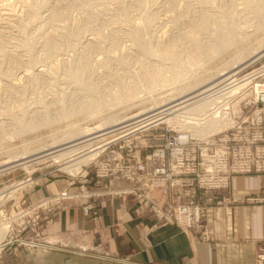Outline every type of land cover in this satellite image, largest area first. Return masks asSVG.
I'll use <instances>...</instances> for the list:
<instances>
[{
    "label": "rangeland",
    "instance_id": "374dc122",
    "mask_svg": "<svg viewBox=\"0 0 264 264\" xmlns=\"http://www.w3.org/2000/svg\"><path fill=\"white\" fill-rule=\"evenodd\" d=\"M0 4V12H12L0 14V44L7 53L0 52V232L4 228L6 233L0 240L4 245L0 264H130L123 260L82 262L61 256L45 237L48 224L71 203L82 205L89 220L97 214L95 201L106 195L135 198L159 223L178 226L198 240L210 242L208 209L232 203L228 194L233 176L264 174V50L259 51L264 48V0H0ZM138 29H142L140 41L134 40ZM219 43L230 45L231 54L235 52L234 57L226 59L228 65L200 49L205 45L218 53ZM146 73L160 77L156 89L146 87ZM208 77L215 86L204 82L211 85L203 91L212 106L200 116L206 120L211 111L228 108L230 112V123L213 132L215 144L211 147L225 148L230 144L240 152V163L250 168L231 166V150L227 186H201L197 173L189 172L181 175L182 185L150 188L154 179L151 172L155 164H161L157 157L160 148L167 146L171 154L169 146L178 134L195 135L196 127L206 122L197 120L200 116H194L193 104L186 105L190 100L184 99L194 95L187 91V83ZM235 86L241 89L232 98L219 96ZM133 87L139 89L138 98H116ZM151 95H156L155 101L143 106ZM181 101L184 103L177 104ZM154 102H158L157 106ZM171 104L185 106L177 110ZM59 111L71 114L35 126V119L46 114L52 117ZM111 115L124 121L118 126L126 123L124 128L133 129L123 131L117 138L111 135L121 129L95 137L115 128L103 129L106 125L102 124L100 131L82 134L83 128H94ZM183 122L187 124L183 126ZM75 131V138L79 134L81 138L72 143L84 140L78 150L111 141L73 173L64 168L65 159L58 153L67 149L59 151L57 148L65 144L57 140L70 139ZM201 159L203 153L199 151L195 163L199 165ZM25 160L27 163L18 164ZM116 181L127 185H115ZM51 183L63 187L40 195L41 188ZM245 201L264 202V195H249ZM178 202L199 207V219L186 225L170 221L156 210L161 206L168 211ZM170 213L176 218L175 211ZM29 241L39 245L31 246ZM100 247L98 244L91 248Z\"/></svg>",
    "mask_w": 264,
    "mask_h": 264
},
{
    "label": "crops",
    "instance_id": "0c3cea01",
    "mask_svg": "<svg viewBox=\"0 0 264 264\" xmlns=\"http://www.w3.org/2000/svg\"><path fill=\"white\" fill-rule=\"evenodd\" d=\"M114 184L127 185L123 181ZM62 187L51 183L41 188L40 195ZM260 194L264 195V174L233 176L228 194L232 203L208 209L210 242L178 226L159 223L135 198L110 195L95 201L97 214L89 220L82 205L71 203L48 224L45 237L59 255L82 262L264 264V202L245 201L249 195ZM98 244L102 246L98 250L91 248Z\"/></svg>",
    "mask_w": 264,
    "mask_h": 264
},
{
    "label": "built area",
    "instance_id": "2783aa9c",
    "mask_svg": "<svg viewBox=\"0 0 264 264\" xmlns=\"http://www.w3.org/2000/svg\"><path fill=\"white\" fill-rule=\"evenodd\" d=\"M240 89V87L235 86L231 90L219 94V96L232 98ZM226 103H229V101H226ZM227 109L223 112L219 110L216 112L211 111L206 122L209 120H218L221 123L227 122L228 125L230 123V118H228L230 117V112ZM197 120L202 121L205 119L198 118ZM221 123H218L219 126H221ZM213 132L206 134L208 137H202L196 134V136L194 134H178L169 146L171 147V154H169L167 146L160 148L161 150L158 151L159 155L157 157L160 158L161 164H155L154 172H151L154 179L150 183V188L156 187L159 184H162L164 188L178 184L182 185L184 181L179 182L181 175L189 172L197 173L199 185L201 186H227L229 182L228 175L230 173L228 169V158H231V150L233 152L231 166L240 170L249 169L250 165L240 163V159H242L240 152H235L230 144L225 148L211 147V145L215 144V139L212 138L214 135ZM194 138H197L198 141L192 142L191 139ZM199 151H202L203 159H201L198 165L195 161L198 158ZM204 165H206V168ZM201 166H203L202 171L200 170ZM156 210L161 215H165L170 221L177 220L187 225L195 218L199 219L201 209L199 207L193 208L190 202H178L175 207L171 206L168 211H165L161 206H157ZM172 210L175 211L176 218H172L174 217V214L170 213Z\"/></svg>",
    "mask_w": 264,
    "mask_h": 264
},
{
    "label": "bare ground",
    "instance_id": "6f19581e",
    "mask_svg": "<svg viewBox=\"0 0 264 264\" xmlns=\"http://www.w3.org/2000/svg\"><path fill=\"white\" fill-rule=\"evenodd\" d=\"M1 5V4H0ZM9 5V4H8ZM7 5V6H8ZM33 5V4H32ZM6 6V5H5ZM6 7H4V9H5ZM10 8V7H9ZM3 9V8H2ZM3 9V10H4ZM7 9V8H6ZM15 10V9H14ZM2 11V10H1ZM4 14V16H6L5 15V13L6 14H11L12 12H10V10L9 11H2V12H0V14ZM15 13V12H14ZM13 13V14H14ZM18 14V13H17ZM19 15V14H18ZM2 16V15H1ZM7 17H9V16H7ZM6 17V18H7ZM3 17H0V19H2ZM14 18V17H13ZM18 18H19V16H18ZM17 20V19H16ZM9 21V20H8ZM10 23V22H9ZM137 26V25H136ZM140 26V25H139ZM140 27H142V26H140ZM139 27V28H140ZM2 29V28H1ZM8 29V28H7ZM140 29H138V32H136V34L134 35V40H136V41H140L141 40V32H142V29H141V32L139 31ZM51 33V32H50ZM23 36V35H22ZM96 38V37H95ZM94 38V39H95ZM1 46H3L2 44H0V47ZM13 46V45H12ZM233 47V46H232ZM7 48V47H6ZM20 48V47H19ZM216 48H217V50H218V53H212L211 51H210V47L209 46H205V45H203V46H201L200 47V49H201V51L202 52H205L206 54H207V56L208 57H210V56H214V57H217V58H219V59H221V61L222 60H224L225 62H227L226 61V59H228V57H230L231 55L234 57V54H235V52L234 53H232L231 54V50H232V48H231V46L230 45H228V44H226V43H219V44H217L216 45ZM234 48V47H233ZM2 49V47L0 48V50ZM10 49V48H9ZM263 51L264 50V48L262 49H260L259 51ZM261 51V52H262ZM0 52H5V54H7L6 53V49H4V51H3V49L0 51ZM260 52V53H261ZM11 53V52H10ZM264 53V52H263ZM4 53H2V55H3ZM20 54V53H19ZM4 56V55H3ZM9 56V55H8ZM15 56H18V55H15ZM21 55H19V57H20ZM23 56V55H22ZM23 58V57H22ZM215 59V58H214ZM213 59V60H214ZM231 59V58H230ZM208 60V59H207ZM212 60V59H211ZM212 60V61H213ZM232 60H234V59H232ZM33 62V61H32ZM35 62V61H34ZM33 62V63H34ZM38 62V61H37ZM40 62V61H39ZM224 62V63H225ZM32 63V64H33ZM188 63V62H187ZM209 63V62H208ZM234 63H236V62H234ZM181 64V63H180ZM186 64V63H185ZM184 64V62H183V65H185ZM189 64H191V62L189 63ZM229 63L227 62V63H225L224 64V66L225 65H228ZM233 64V63H232ZM237 64V63H236ZM182 65V66H183ZM188 65V64H187ZM42 66V65H41ZM47 66V65H46ZM190 66V65H189ZM191 66H194V65H191ZM223 67V66H222ZM48 68V67H47ZM230 68H232V65L230 66ZM234 68H235V66H234ZM31 69H32V67H31ZM34 69H35V67H34ZM40 69V68H39ZM41 69H42V67H41ZM209 69V68H208ZM211 69V68H210ZM215 69H217V68H215ZM220 69V68H219ZM226 69V68H225ZM227 69H229L228 67H227ZM211 70H213V69H211ZM234 70V69H233ZM232 70V71H233ZM27 71V70H26ZM42 71V70H41ZM196 71V70H195ZM210 71V70H209ZM225 70H223V72H224ZM227 72H228V70H226ZM226 71H225V74H226ZM47 72V71H46ZM197 72V71H196ZM22 73V72H21ZM42 73V72H41ZM50 73V72H49ZM191 73H193V72H191ZM221 73H222V71H221ZM221 73H218V76H219V74L221 75ZM229 73V72H228ZM238 73V72H237ZM25 74V73H24ZM36 74V73H35ZM187 74V73H186ZM224 74V75H225ZM146 75H147V86L146 87H148V88H154V87H157L158 85V83H160V77L159 76H156V73H146ZM229 75V74H228ZM189 77L191 76V75H188ZM193 76V75H192ZM215 76V78H217L216 76L217 75H214ZM214 76H212V77H214ZM223 76V75H222ZM17 77V76H16ZM196 77V76H195ZM194 77V78H195ZM212 77H208V78H206V79H203V80H201V78H198V79H196V80H193L192 82H190L191 84H189V83H187L188 84V88H190V89H186L187 91H190V95H191V93H193L194 95L193 96H190V97H188V98H186V99H184V101H188V100H190V102L189 103H185L186 105H189V104H193L192 106H193V112H194V116L195 115H202L203 113H205L206 111H208V109H210V107L212 106L211 104H210V98L206 101V99L205 98H207L206 97V93L204 92V91H206L207 89H204V87L206 86V87H208L209 85H211V84H209V83H211L212 82V84L214 85V83H213V79H212ZM219 77H221V76H219ZM192 78V77H191ZM214 78V79H215ZM209 79H212L211 80V82H209L210 80ZM217 79H220V78H217ZM224 79V78H223ZM209 80V81H208ZM146 81V80H145ZM209 82V83H207V84H204V82L206 83V82ZM220 81V80H219ZM223 81V80H222ZM217 83V82H216ZM202 84H204V85H202ZM209 84V85H208ZM221 84V83H220ZM14 85V84H13ZM197 85L198 86H200L199 88H194V87H197ZM202 85V86H201ZM213 85H212V87H213ZM225 85V84H224ZM215 86V85H214ZM183 87H187V86H183ZM194 88V89H193ZM210 89H211V86L209 87ZM154 89H156V88H154ZM159 89H161V88H159ZM163 89V88H162ZM181 89V88H180ZM193 89V90H192ZM203 89H204V91H203ZM138 90L139 89H137V88H134L133 87V89H129L128 91H126L125 93H121L120 95L121 96H117L116 98L117 99H120V101L122 100V99H124V98H128V100H133V99H135V98H138L139 97V95L137 94L138 93ZM153 90V89H152ZM185 90V89H184ZM185 90V92L187 93V91ZM173 91H174V89H173ZM176 91V90H175ZM210 91V90H209ZM211 91H212V89H211ZM184 92V93H185ZM201 92H203V94L205 95V96H202L201 94ZM185 93V94H186ZM208 93V92H207ZM209 93H211V92H209ZM148 94V93H147ZM150 94V93H149ZM184 95V94H183ZM189 95V94H188ZM199 95H201V97H199ZM209 95H211V94H208V96ZM155 96L156 95H151V97L150 98H146V101H143V106H145L146 104H148V102L149 103H151L152 101H155ZM180 96V95H179ZM185 97H186V95H185ZM198 97V98H197ZM210 97V96H209ZM214 97L215 96H212L211 98L212 99H214ZM216 97H217V95H216ZM195 99V100H192L191 101V99ZM218 98V97H217ZM211 99V100H212ZM216 99V98H215ZM178 100V99H177ZM170 101H172V100H170ZM214 101V100H213ZM183 101H181V102H178L177 104H181ZM221 102V101H220ZM155 104L156 103H158V102H154ZM167 103V102H166ZM170 103V102H169ZM184 103V102H183ZM213 103V102H212ZM138 104H139V102H138ZM164 104V103H163ZM160 105V104H159ZM165 105V104H164ZM211 105V106H210ZM155 106H157V104L155 105ZM154 106V107H155ZM172 106H175V105H172L171 104V108H172ZM177 106V105H176ZM175 106V107H176ZM185 106V105H184ZM184 106H183V104H182V106H180V107H176V109L177 110H179V109H182V108H184ZM222 106V105H221ZM49 107V106H48ZM160 106H158V108H159ZM187 107V106H186ZM191 107V106H190ZM189 107V108H190ZM152 108V107H151ZM156 109H157V107H156ZM164 109V108H163ZM162 109V110H163ZM169 109V108H168ZM167 109V110H168ZM173 110L172 109V111L173 112H175V111H177V110ZM187 110H188V108H186ZM191 109H192V107L189 109L190 111H191ZM84 110V109H83ZM103 110H105V109H103ZM102 110V111H103ZM154 110V109H153ZM188 110V111H189ZM212 110V109H211ZM211 110H209V111H211ZM35 111V110H34ZM38 111V110H37ZM41 111H42V108H41ZM40 111V112H41ZM46 111V110H45ZM48 111V110H47ZM82 111V110H81ZM97 111V110H96ZM122 111V110H121ZM182 111V110H181ZM191 111V112H192ZM204 111V112H203ZM71 111H59L58 113L56 112V114H55V116H53L52 115V117L50 116V114H46L45 116L43 115L42 117H40V118H37V119H35V122H36V127L37 126H39V125H44V124H46V123H52L53 122V120H56V118H58V117H62V116H65V115H68L69 113H70ZM85 112H86V110H85ZM88 112H91V111H88ZM124 112V111H123ZM126 112V111H125ZM139 112V111H138ZM169 112V111H168ZM191 112H189V113H191ZM202 112V113H201ZM35 113V112H34ZM52 113V112H51ZM77 113V112H76ZM136 113V112H135ZM140 113V112H139ZM208 113V112H207ZM41 114H42V112H41ZM54 114V113H53ZM71 114V113H70ZM69 114V115H70ZM91 113H89L88 115H90ZM112 114V113H111ZM146 114V113H145ZM176 114V113H175ZM186 114H187V112H186ZM210 114V113H209ZM48 115V116H47ZM142 115H144V114H142ZM173 115V114H172ZM188 115V114H187ZM191 115V114H190ZM193 115V114H192ZM191 115V116H192ZM204 115V114H203ZM207 116V115H206ZM205 116V117H206ZM132 117V116H131ZM145 117V116H144ZM168 117V116H167ZM172 117V116H171ZM182 117V116H181ZM186 117H188V116H186ZM200 117H202V116H200ZM200 117H198V118H200ZM86 118H88V117H86ZM163 118V117H162ZM173 118V117H172ZM190 118V117H189ZM204 117H202V119H203ZM208 118V117H207ZM192 119V118H191ZM57 120H61V119H57ZM127 120V119H126ZM141 120V119H140ZM181 120V119H180ZM190 120V119H189ZM104 121V120H103ZM171 121V120H170ZM195 121H196V119H195ZM204 121V120H203ZM206 121V120H205ZM124 121H121V120H118V118H117V116H115V115H111V116H108V118L103 122V123H101V124H99V125H97V126H95L94 128H97L96 130H93V131H90V130H92V129H94V128H90V127H85V128H83L82 126H81V128H83L82 129V134H84V136L85 135H87V134H92L93 132H98V131H100L101 129H99V126H101L102 124L105 126L106 125V127L105 128H103V129H106V128H111V127H115V128H112V129H110V130H106V131H103V132H99L97 135H95V137L96 136H101V135H105L106 133H111V132H113L114 133V131H117V130H119V129H121L120 131H118V132H116V133H114V134H112L111 136H119L120 135V133H122L123 131H126V130H128V129H130V128H132L131 126H128L127 128H124L125 126H127L128 124H126L125 123V125H123L122 124V126H118L119 124H121V123H123ZM174 122V121H173ZM175 122H177V121H175ZM185 122V121H184ZM183 122V123H184ZM136 123V122H135ZM139 123V122H138ZM193 123V122H192ZM195 123V122H194ZM200 123V122H199ZM218 123H221L220 121H218V120H209V121H207V122H205L203 125H201V126H198V127H196L197 129H195V134L196 135H199V136H206V134H208V133H210V132H213L214 130H217V129H219L220 127H223V126H225V125H227V122H225V123H223L222 122V124H221V126H219V124ZM179 124H181V123H179ZM187 123H184L183 124V126L184 125H186ZM191 124V123H190ZM201 124V123H200ZM199 125V124H198ZM40 127H42V126H40ZM32 127H29L28 129H31ZM39 128V127H38ZM190 128H192V127H190ZM99 129V130H98ZM133 129V128H132ZM187 129V128H186ZM188 130V129H187ZM189 132V131H188ZM2 133V132H1ZM1 133H0V136H1ZM68 133V132H67ZM66 133V135H68ZM75 133H77V131H75V132H73V134H72V138L74 137V139H72L71 138V136L69 137L70 139H68V137H65V138H67V139H65V140H68V141H65L64 140V138L63 139H61V140H57L58 142L60 141H64V143H60L59 142V144H65V146H61V148H57L59 151L61 150H63V149H67L66 151H63V152H60V153H58V155H60V156H63L62 158L63 159H65V161H64V163L66 164H64L65 166H64V168H67L68 170H70L71 172H73V173H75L76 171H78L80 168H81V165L82 164H85V163H88V161L90 160V159H92V158H94L99 152H100V150L102 149V147H104V144H105V142L103 143V144H100V145H98V146H96V147H94V148H91V146L90 147H86V148H80L79 150H78V148H79V145L78 144H81V143H84L83 141L84 140H78V142H76V143H72V141H75V139H78L79 138V136H80V134L78 135V138H75V137H77V136H75L76 134ZM78 133H80V132H78ZM21 134H23V133H21ZM75 134V135H74ZM2 135H3V133H2ZM10 135V134H9ZM74 135V136H73ZM69 136V135H68ZM88 136V135H87ZM10 137V136H9ZM15 137H16V135H15ZM5 138V137H4ZM80 138H81V136H80ZM90 138H91V135H90ZM103 138V137H102ZM115 138H117V137H115ZM58 139H60V138H58ZM85 139H87L86 137H85ZM88 139H89V137H88ZM87 139V140H88ZM93 139V138H92ZM107 138H104L103 140H106ZM90 140V139H89ZM108 140V139H107ZM57 141H56V143H57ZM77 141V140H76ZM93 141V140H92ZM109 141H111V140H109ZM109 141H106V143L108 144V142ZM30 142V141H29ZM52 142H55V140L54 141H52ZM52 142H50L49 144H50V147H51V145H53V144H51ZM71 142V143H70ZM55 143V144H56ZM67 143H69V144H67ZM48 144V143H47ZM47 144H45V145H47ZM48 144V145H49ZM59 144H56V145H59ZM67 144V145H66ZM86 144V143H85ZM90 144V143H89ZM107 144H105V145H107ZM77 145V146H76ZM82 145V144H81ZM87 146H88V144H87ZM49 147V148H50ZM53 147V146H52ZM51 147V148H52ZM37 148H39V147H37ZM41 148H43V146H41ZM48 148V149H49ZM50 148V149H51ZM43 149H45V148H43ZM53 149H54V147H53ZM56 149V148H55ZM54 149V150H55ZM38 150H41V149H38ZM53 150V151H54ZM58 150H56V152L58 151ZM32 151V150H31ZM46 151V150H45ZM49 151V150H48ZM28 152V151H27ZM51 152V151H50ZM28 153H30V152H28ZM41 153V152H40ZM45 154V153H44ZM51 154H53L52 152H51ZM22 155V154H21ZM26 155V154H25ZM24 155V156H25ZM34 155H36V153L34 154ZM41 156H42V154H40ZM47 155H49L48 153H47ZM37 156V155H36ZM44 156V155H43ZM60 156H58V157H60ZM65 156V157H64ZM23 157V156H22ZM21 157V158H22ZM29 157H31V156H29ZM39 157V156H38ZM21 158H17L16 159V161L18 160H22ZM32 158V157H31ZM12 159V158H11ZM23 159H25V157L23 158ZM36 159V158H35ZM39 159V158H38ZM62 159V160H63ZM10 160V159H9ZM4 161H6V160H4ZM4 161H3V163H4ZM13 161H15V160H13ZM26 162V160L25 161H23V162H19L18 164H22V163H25ZM1 163H2V161H1ZM11 163V162H10ZM27 163V162H26ZM5 164H8V161H6L5 162ZM4 167V166H3ZM9 168V167H8ZM2 168L0 169V172H2ZM22 183V182H21ZM24 183V182H23ZM17 185V184H16ZM15 187V186H14ZM13 188V187H12ZM14 189H16V188H14ZM2 192V191H1ZM12 195V194H11ZM61 199V198H60ZM6 231H8V230H6ZM4 235H6V233H5V230H4V228H3V230H2V232H0V240H2L3 239V237H4ZM31 246H35V244L37 243V242H28ZM7 244V243H6ZM42 244V243H41ZM36 245H39V244H36ZM4 245H2L1 243H0V249H3L2 247H3ZM43 246H48V245H43Z\"/></svg>",
    "mask_w": 264,
    "mask_h": 264
},
{
    "label": "water",
    "instance_id": "95a60500",
    "mask_svg": "<svg viewBox=\"0 0 264 264\" xmlns=\"http://www.w3.org/2000/svg\"><path fill=\"white\" fill-rule=\"evenodd\" d=\"M70 255V254H69Z\"/></svg>",
    "mask_w": 264,
    "mask_h": 264
}]
</instances>
